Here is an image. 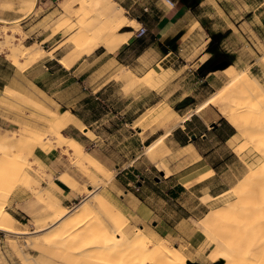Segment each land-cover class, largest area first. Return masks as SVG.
Instances as JSON below:
<instances>
[{
  "label": "rangeland",
  "instance_id": "1",
  "mask_svg": "<svg viewBox=\"0 0 264 264\" xmlns=\"http://www.w3.org/2000/svg\"><path fill=\"white\" fill-rule=\"evenodd\" d=\"M31 2L25 7H29ZM36 3L34 21L27 28L20 21L6 28L3 26L4 37L0 41V79L6 80L7 84L0 90V138L10 137L15 132L20 138L17 143L0 144V203L7 201V209L20 223L17 222L16 226L27 231L0 230V264L94 262V250L87 248L77 252L74 249L79 243L77 232L90 231V228L83 226L66 234L61 229L53 231L56 226L52 225L44 231L34 232L42 227L44 219L33 220L32 214L44 211L47 203L40 199L37 192L25 187L27 183L22 179V167H27L35 180H40L41 188H51L55 184L56 190L60 191L63 189L56 182L60 180L59 174L69 172L78 179L81 187L88 189L96 186L95 192L107 196L115 208L126 213L130 230L142 228L153 237H166L173 245L182 246L195 264H220L221 261L213 263L208 258L211 247L206 246L205 232L217 240L218 237L203 224V219L211 213V209L223 205L225 194L249 176V166L260 162L264 165V160L261 161L251 146L245 149L246 143L242 140L230 137L227 142L219 143L227 134L225 130L220 134L211 132L209 139L201 145L203 151L211 153L209 159L213 160L211 165L216 170L209 169L208 165L198 169L204 160L196 163V154L179 155L181 147L175 146L171 133L167 135L166 132H172L177 124L170 117L176 111L182 115L180 122L196 113L207 117L204 109H195L206 98L220 92L227 81L222 69L230 64L235 67L232 71L243 70L250 64V72L264 84V63L259 60L264 55V0H205L196 10L205 31L199 27L198 21L191 22L183 30L182 36L176 38L171 46L176 49V55L171 52L169 61L159 62L172 67L173 72L166 81L154 86L144 84L142 79L131 84L122 76L131 69L140 78H145L155 66L148 64L147 58L140 59V64L146 67L138 70L106 62L116 52L111 49V43L116 39V28L129 23V29L133 30L131 34L137 36L136 30L140 26L136 19L131 22L133 19L128 20L124 16L123 8L115 0H54L49 4L46 0H36ZM77 11L80 14L74 17ZM7 31L11 34L8 35ZM15 33L19 35L17 39ZM90 39L92 41L88 44ZM78 40L85 46H79ZM22 42L31 45L32 53L19 51ZM90 46V52L84 50ZM64 57H76L74 63H81L72 71L74 63L62 67ZM206 62V66L202 67ZM225 62L229 64L224 68L212 70ZM11 73L14 75L11 76ZM78 77L83 80L77 82ZM17 91L53 111L68 109L83 115L90 125V134L74 124L64 127L63 131L77 137L86 151L111 169L114 174L112 181L106 182L103 175L91 169V165H88L91 174L87 170L85 173L84 168H88L85 162L79 165L74 157L54 146L53 139L63 138L65 134H50L47 120L33 117L31 113L36 107L28 98L15 94ZM165 103L171 108L154 118L152 110ZM210 108L211 113L218 115L216 105L210 104ZM197 118L194 115L193 121L197 122ZM223 120L226 124L224 129L230 126L236 131L224 116ZM25 123L29 130L23 134L20 127ZM139 123L142 124L137 126ZM198 126L201 128V125ZM165 134L166 146L171 148L164 154V162L171 171L168 177L148 153V146ZM43 142L46 147L52 144L48 147L51 151L41 148ZM34 146H37L34 154L23 155L25 150ZM242 150L243 153L239 154ZM14 159H19L20 165L10 170ZM258 168L254 175L264 166ZM121 181H130V184L124 185ZM251 182L255 184L254 179ZM94 193L89 196L77 193L70 201L57 192L55 197L70 211L80 203L91 204L98 219L114 229L105 212L98 208L95 201L92 202ZM88 223L93 224L91 221ZM56 240L60 242L55 246L51 241ZM203 247L205 251L202 253ZM200 254H203V260ZM260 255L264 257V250L260 251ZM107 263L118 262L109 260Z\"/></svg>",
  "mask_w": 264,
  "mask_h": 264
},
{
  "label": "bare ground",
  "instance_id": "2",
  "mask_svg": "<svg viewBox=\"0 0 264 264\" xmlns=\"http://www.w3.org/2000/svg\"><path fill=\"white\" fill-rule=\"evenodd\" d=\"M31 9V7L25 8V14H29ZM78 12L79 11L75 12L74 17L80 14ZM131 22H135V20L133 19ZM6 26L7 25H4L5 28ZM130 34L131 32H125L123 38H127ZM91 41L92 39L88 40V44ZM121 41L122 40L115 39V42L111 43L113 45L111 46L110 44L111 49H115ZM23 42L19 44V51L23 54L32 53V49H30L31 45H26ZM77 44L79 46H85V44H81L80 40L77 41ZM36 49H38V46ZM90 49H92V46L85 47L84 50L90 52ZM75 58L71 57L68 59L67 57H64L62 62L67 66H71ZM259 60L264 63V55L260 57ZM249 67L250 64H248L243 70L232 71L235 67L233 64H230L225 69H222L227 75V81L220 92L206 98L197 107V111L201 110L209 103L216 105L226 120L236 128V131L232 133L231 138L233 140L244 141L247 145H245V149L251 146L259 154L261 161H263L264 84L262 80L250 72ZM171 72H173L172 67H167L166 64L163 65L158 63L148 71L145 78H140L131 69H128V71L122 74V76L128 79L131 84L142 79L144 84L154 86L159 82L166 81L169 78V75H171ZM152 74L154 75L152 76ZM15 94L28 98L26 95H22L21 92L18 91ZM28 99L30 100V98ZM30 101L32 102V106L36 107L31 114L38 120H47L48 132L50 134L56 133L58 136H63V134H65V137L63 138L60 137V139H53L54 146L62 148L68 155H70V157H74L79 165L83 162L87 164V167L88 165H91V169L96 171L98 175H103L106 182L112 181L114 174L111 169L96 156L86 151L85 146L78 138L66 134L63 131L64 127L69 124H76L81 130L84 128V124L72 111L66 109L62 112H56L36 100L31 99ZM169 108H171L170 104L165 103L162 107L154 108L151 114L156 118L157 116L162 115V113L167 112ZM170 117L171 119L180 118L178 114H172ZM140 124L142 123L137 124V126ZM20 128V132L23 134L27 133L29 130L27 123L22 124ZM84 130L87 135L91 133V130L86 129V127ZM168 133L169 130L166 134ZM166 134L164 136H159L148 146V153L152 161L158 165V168L165 171V175L168 176L171 175V171L164 162V154L169 150L171 151V148L166 146V141L164 139ZM19 139V136L15 132L12 133L10 137L0 138V144L8 145L17 143ZM22 139L23 137L21 140ZM51 145L52 144L49 146L51 147ZM41 146L40 147L46 152L51 151V148H48L49 146L46 147L44 142ZM36 147L37 146H34L29 150H25L23 155L34 154ZM162 150L165 151L162 152ZM244 150L239 152V154L243 153ZM5 153L7 155L6 151ZM178 153L179 155L190 156L191 154L195 155L197 151L191 144L181 147ZM87 157L88 160L84 161ZM192 157L194 159V156ZM19 165V159H14L11 161L10 170L17 169ZM258 166L263 167L264 165L260 162V164L256 166H249L251 172L249 176L246 177L237 188L231 189L230 192L225 194L222 201L223 205L211 209V213L203 219V224L218 237V240L212 238L204 231L207 237L206 246L207 248L211 247L208 258L213 263L221 261L220 264H264V257L263 255H260V251L264 250V168L261 169L257 175H254L259 169ZM89 168L90 167L84 168L83 171L87 170V172L90 173L91 171H89ZM22 172V179L27 183V186L25 187L31 190V192H37L40 199L47 203V207H45L44 211L32 214L34 220L44 219L42 227L36 229L34 232L44 231L48 229V226L52 227V225L56 226L53 231L61 229L62 232L66 234L78 230L83 226L87 229L90 228V231L86 230L77 232L76 235H78L79 243L74 249L77 252L84 251L87 248L94 250V253L92 254V258L94 259L93 264H108L107 262L109 260L114 263L118 262L117 264H195L194 261L188 257L186 252H184L185 250L182 249V246L178 247L173 245L166 237H153L146 233L147 231L145 232L142 228L138 230H130L126 213L118 207L115 208L116 206L114 205V207L109 198L104 194H100L96 191L97 194L95 192L96 186L86 189L84 185H82L84 188L81 187L78 179H76L71 173L62 172L59 174L60 180L66 183L72 190L79 193H86V196L92 195L95 192L92 202L95 201L98 208L105 212V215H107L108 219L114 225V229H111L108 223H102L101 220L98 219L99 216L95 213L91 204L80 203L73 211H70L69 208L63 206L61 202L58 201L57 197H55V184H53L51 188H41L40 180H35L30 173L31 171L29 172L27 167H22ZM91 179L94 178L91 176ZM252 179L255 180V184L251 182ZM24 184L25 182L23 185ZM6 202L7 201H3L0 203V230L6 232L26 233V230H21L22 228L19 227V229L16 226L19 223L18 219L14 216L11 210L7 209ZM88 221L93 222V224H89ZM51 242L55 243L56 246L59 245L58 243L60 241L56 240ZM204 251L205 247H203L200 252L203 253ZM199 257L201 260L204 259L203 254H200Z\"/></svg>",
  "mask_w": 264,
  "mask_h": 264
},
{
  "label": "crops",
  "instance_id": "3",
  "mask_svg": "<svg viewBox=\"0 0 264 264\" xmlns=\"http://www.w3.org/2000/svg\"><path fill=\"white\" fill-rule=\"evenodd\" d=\"M31 1H34V3L32 4ZM176 1V6L171 7L164 0H115L117 5L123 8L124 16L128 20L129 18L136 19L140 24H146L149 31L148 34L143 37H137L135 36V34H130L127 38H123V34L125 32L133 31L129 29L130 24L126 23L125 25L116 28L114 36L116 39L122 41L115 49H113L116 52L111 55L106 62L112 65L120 63V65H124L128 68L132 67L138 70L140 68H144L145 66V64H140V59L142 57L147 58V63L152 65H156L165 59L169 61L171 52L174 53L176 50L171 46H173V44L176 42V38L182 36L183 30L191 22L198 21L199 27L203 28L205 31L204 24L196 15V10L198 9L199 5H202L205 0ZM28 2H31L29 7H31L32 9L29 14H25V11L23 9L26 8L25 6ZM50 2H54V0H46L47 4H49ZM36 9V0H0V41H3L4 31L2 27L4 25H13L17 21H20L21 25L27 28V25L34 21ZM27 30L29 29H26V31ZM7 34L10 35L11 32L7 31ZM15 37L17 39L19 35L15 33ZM28 37L32 38V36ZM100 44L106 45L105 43ZM103 52H105V49ZM11 62L13 63V61ZM80 63L81 62H76L73 65L71 64V67L73 68L72 71H74ZM62 67H65V64H62ZM97 70L98 69H96L95 71ZM13 75L14 73H11V76ZM79 78L80 77L77 78V82L83 80ZM6 85V80L0 79V90ZM210 104L212 103H209L202 108L204 109V114L207 115V117L201 116L200 114L196 113L189 118L188 115L186 117L187 119L184 122H180L179 119H171L174 121L176 120L177 124L172 132L169 133H171L172 141L175 146L183 147L192 144L195 147L198 153L196 154L199 157L195 162H202L204 160L202 162L203 165L198 167V169L208 165L209 169L216 170V167L211 165L213 164V160L209 159L211 157V153H206V150L203 151L201 149V145L204 141L209 139V134H211V132L220 134L221 132L226 130L225 132H227V134L225 135V137H222L223 139L218 141L220 143L227 142L234 131L230 129V126H227L224 129V126L226 124L224 123L223 115L218 108V115H215V113H211ZM195 110L197 111V107ZM72 112L84 124L83 130L85 129V127L86 129H91L87 119L83 115H81L77 111ZM174 114H178L180 117L182 116L177 111ZM194 115H197L198 117L197 122L193 121ZM198 125H201V128ZM121 183L126 185L130 184V181H121ZM64 184L66 185V187L59 184L63 191L57 189L56 192L59 195H62V197H64V199H66L67 201H70V199L74 198L75 195L79 192H76L72 189L70 190L69 186L66 183ZM180 184L184 185L183 182H180ZM21 223L24 224L22 221Z\"/></svg>",
  "mask_w": 264,
  "mask_h": 264
},
{
  "label": "built area",
  "instance_id": "4",
  "mask_svg": "<svg viewBox=\"0 0 264 264\" xmlns=\"http://www.w3.org/2000/svg\"><path fill=\"white\" fill-rule=\"evenodd\" d=\"M165 2H166L169 6H171V7H174V6H176V4H177V1H176V0H165ZM136 31H137V32H136V35H137L138 37H143V36H145L146 34H148L149 29H148V27H147L146 24L141 23L140 26L138 27V29H137Z\"/></svg>",
  "mask_w": 264,
  "mask_h": 264
},
{
  "label": "water",
  "instance_id": "5",
  "mask_svg": "<svg viewBox=\"0 0 264 264\" xmlns=\"http://www.w3.org/2000/svg\"><path fill=\"white\" fill-rule=\"evenodd\" d=\"M228 64H229L228 62H225V63H223V64H221V65H216V66L213 67L212 70H215V69H217V68H224V67L227 66Z\"/></svg>",
  "mask_w": 264,
  "mask_h": 264
},
{
  "label": "trees",
  "instance_id": "6",
  "mask_svg": "<svg viewBox=\"0 0 264 264\" xmlns=\"http://www.w3.org/2000/svg\"><path fill=\"white\" fill-rule=\"evenodd\" d=\"M207 63H208V62L204 63L202 67H205ZM206 71H209V70H206ZM57 182H58L59 184L63 185L64 187H66V185H65L63 182H61L60 180H57Z\"/></svg>",
  "mask_w": 264,
  "mask_h": 264
}]
</instances>
